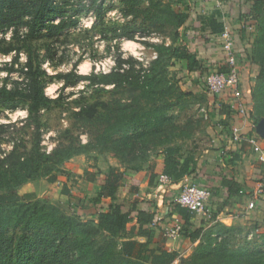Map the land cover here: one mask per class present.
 <instances>
[{"label": "trees", "instance_id": "trees-1", "mask_svg": "<svg viewBox=\"0 0 264 264\" xmlns=\"http://www.w3.org/2000/svg\"><path fill=\"white\" fill-rule=\"evenodd\" d=\"M88 1L91 5H96L98 10L105 2V0ZM119 1L124 7L122 13L125 17H130L131 21L115 28L113 32L117 38L134 41L137 33L149 34L147 27L150 25L166 22L175 25L176 38L170 45H152L156 58L145 69H136L131 64L126 66L125 63L118 61L117 67L107 73L82 75L69 72L56 75L55 78L62 80L64 87L87 82V86L95 88L98 92H107L106 87H112L116 91L131 92L133 95L130 100L118 105L121 108L119 111L110 104L99 101L97 104L80 107L79 111L74 112V118L78 121L104 122L105 126L110 124L109 129L112 130L113 136H135L134 140L129 142L132 148L129 151L142 156L140 154L142 149L153 146V143L146 141L144 137H148L149 134L156 137L164 126H169L164 123L168 120L172 104L168 97L164 96L171 93L173 86L166 84L167 65L163 63L166 60L184 62L182 78L187 84L192 80L203 81L212 68L220 72L226 71V56L224 55L223 64L215 65L198 57L186 35L187 14L183 13L181 8L177 10L171 5L174 0H167L166 4L162 3V0ZM178 1L180 3H176L179 4L177 8L182 6L181 2L184 0ZM66 12L58 7L55 0H0V35H5L8 31L12 32L10 42L0 39V54L9 55L15 52L10 64L11 68L5 70L9 73L17 72L12 66L17 64L21 51L27 53L26 63L19 69L20 74L23 75L22 80L14 81L10 88L6 85L0 87V106L14 110L22 105L29 117L34 116L35 123L38 122L39 111L48 108L53 100L45 94L46 73L41 70L28 44L32 39L50 41L75 27L77 21L67 17ZM240 12L242 19L249 21L255 29L251 36L252 41L249 43L250 53L247 52L248 48L245 45L236 48L234 42L233 49L237 60L245 63L243 68L246 79L243 80H246L250 99V105H246V110L248 119L256 125L264 119V0H253L246 14L243 10ZM160 14L164 15L165 19ZM139 18L140 23L137 25L135 21ZM201 24V27L208 31V35L215 37L224 29L222 19L214 14L204 18ZM21 27L25 29L23 38L19 35ZM238 31L243 41L244 30ZM47 49L49 52V47ZM259 54L261 58L256 57ZM240 83H242V69ZM223 92L227 93V91ZM189 94L197 93L189 92ZM209 95L210 98L206 97V101L211 104L212 109L218 108L220 114L225 112L226 116H230L232 104L215 103V97L218 95L210 93ZM229 95L232 97L231 94ZM234 103L235 107L239 106V102L234 101ZM238 114L239 112L237 116ZM7 128L0 125V132L6 131ZM106 131L107 127L103 130V134ZM147 144H149L148 148ZM90 146L89 141L81 144L70 138L68 143L60 144L51 152L45 153L41 152L37 141L26 155L21 152L18 145H14L11 152L3 157L0 156V264H173L175 262L178 253L166 249L164 237L162 240L155 238V228L158 226L157 204L150 202V208L143 209L141 203L127 204L116 195L117 189L125 180L131 185V193L137 192L138 181L135 175L143 170L142 163L125 166L123 170L108 167L102 171L95 165L89 166L94 169L93 173L85 171L84 175L97 185L94 198L87 200L94 211L89 215H83V204L86 201L77 200L66 187H63L60 193L67 197L66 206L71 210V216L65 215L59 205L52 204L45 198L30 200L18 193L20 186L39 179H46L50 184L54 183L62 165L76 156L83 155L87 158ZM219 150L221 153L218 159L220 164L224 165L227 163H224L227 152L222 145ZM161 152L164 160L162 173L171 180L170 183L161 186L170 189L175 185L179 193L185 185H188L184 181L188 178L192 182L189 185L196 184L206 188L210 192L211 199L216 197L222 202L220 207L213 211L214 216H217L224 207L229 206L230 201L242 192V186L233 176L221 177L219 185L214 186L212 190L210 187L195 183V180H199L203 174L204 165H201L198 159L189 155L183 157L179 147H165ZM130 155L134 156V154ZM228 162L231 164L232 161ZM152 180L153 177L150 182ZM260 182H263V179H260ZM221 190L227 192L225 197L220 194ZM170 210L180 217V236L183 241L195 243L199 240L208 222L200 219L203 228L194 227L192 221L195 217L187 209L173 202ZM134 220L136 224L128 229V224ZM217 225L219 224L207 229L225 228ZM263 234L260 235L263 250L250 251L245 247L231 250L220 245L210 252L211 245H207L197 257L203 259L208 257L201 264H264L261 257L264 252ZM219 235L221 236V233ZM140 238L142 241H139ZM195 258L194 256L192 260L194 261Z\"/></svg>", "mask_w": 264, "mask_h": 264}, {"label": "rangeland", "instance_id": "rangeland-1", "mask_svg": "<svg viewBox=\"0 0 264 264\" xmlns=\"http://www.w3.org/2000/svg\"><path fill=\"white\" fill-rule=\"evenodd\" d=\"M55 2L59 8L67 11L65 14L67 17L77 21V25L50 41L32 39L28 44L41 70L46 73L44 91L53 102L48 108L39 111L37 123L34 122V116L29 117L22 105L17 106L14 110L0 106V125L8 127L6 131L0 132V156L3 157L11 152L14 145H18L21 152L26 155L37 141L41 152L45 153L51 152L60 144L68 143L70 138L81 144L89 141L91 143L89 156L87 158L83 155L73 157L74 162H70V160L65 162L60 172L56 174L57 177L65 178L64 180L70 182L71 189L69 191L78 200L81 194V184L75 175H71L65 170L67 165L71 163L73 166L78 165L76 158L84 161L85 165H95L105 171L112 165L123 168L137 162L142 163L145 168H149L151 159H154L151 157L169 146L179 147L180 150L187 152L195 151L197 144L201 145L204 141V130L211 124L212 117L208 116V112L204 109L207 108L204 106L207 95L204 84L201 86L203 94H189V91L194 87L189 88V85L183 80L184 64L179 63V61L166 60L163 63L167 65L165 68L166 84L173 86L171 93L164 96L168 97L172 104L168 113V120L164 123L169 124V126H164L156 137L150 134L148 137H144L146 141L149 140L153 143V146L148 148L149 144H147L149 150L142 149L140 152L142 156L129 151L132 149L129 142L134 140L135 136H113L112 130L109 129L110 124L105 126L104 122L78 121L74 118V112L79 111L80 107L97 104L99 101L107 105L110 104L112 108H117L119 111L121 108L118 105L128 102L133 95L131 92L127 90L116 91L112 87H106L107 92H98L95 88L87 86V82L64 87L63 81L55 78L56 75L69 72L82 75L107 73L117 67L118 61L125 63L126 66L131 64L136 69L148 68L150 62L156 58L152 45H170L171 41L176 38L174 35L175 25L173 23L166 24L167 22L150 25L147 27L150 31L149 34L137 33L136 39L131 41L127 38H117L113 32L115 28L131 21L130 17H125L122 13L124 7L119 0H105L100 10L96 8V5H91L88 0H55ZM161 2L166 4L168 1L162 0ZM171 5L173 4L171 3ZM160 16L165 19L164 15L160 14ZM135 22L138 25L140 18ZM19 31L20 38H23L25 35L24 27H21ZM11 38V31L5 35H0V39H5L8 42L11 41ZM129 45L132 47L129 48ZM47 47L50 49L49 52ZM14 57L15 52L9 55L0 54V87L6 85L10 88L14 81L22 80L23 75L20 74L19 69L26 63L27 53L25 51L19 53L17 64L12 66L17 72L9 73L5 69L11 68L10 64ZM256 57L261 58V54L256 55ZM86 65L87 72L82 73L80 69ZM12 117L15 119H11ZM106 127L107 131L103 134ZM130 154H134V156ZM45 180L39 179L26 183L19 187L18 193L23 197L26 196L25 198L34 200L36 197L33 198L32 195L27 197L29 195L27 192V195L23 194L27 191L25 190L27 184ZM46 191H48L47 188L43 193ZM62 205H60L61 211L65 215L71 216V210L66 205ZM215 224L217 222L208 223L204 226L200 239L192 243L189 250H179L178 257L173 264L203 263L208 257L203 259L197 255L201 254L207 245H211L210 252L220 245L231 250L240 247L248 248L250 251L263 250L260 235L264 233V230L257 228V232L252 230L241 235V232L233 227H225L223 230L207 229ZM217 226L224 227L221 224ZM209 231L221 233V236ZM209 233L211 234L209 235ZM194 256L196 258L193 261ZM261 257L264 262V252Z\"/></svg>", "mask_w": 264, "mask_h": 264}, {"label": "crops", "instance_id": "crops-1", "mask_svg": "<svg viewBox=\"0 0 264 264\" xmlns=\"http://www.w3.org/2000/svg\"><path fill=\"white\" fill-rule=\"evenodd\" d=\"M225 1L226 13L223 15L204 0H184L181 2L182 6L179 8H177L179 4H176L179 2L178 0L171 2L177 10L182 9L183 13L187 14L185 31L191 43L192 49L198 53L199 58L208 60V62H211L214 65L216 63L223 64L225 56L221 50L217 37L208 35V31H205L204 27H201V21L210 15H218L220 19H222V21L231 29V33L234 38L233 42L236 48H240L241 45H245L248 48H246L247 52L250 53L249 43L252 41L251 36L253 33L246 32L243 28L246 21H244V18L242 19L240 10H243V13L245 12L246 14L253 0ZM239 29L244 30L243 41L240 38ZM205 36L209 37L206 38ZM241 62L238 61L240 68L242 69V83L239 85L238 97H231L228 92L217 94L218 96L215 97V103L232 104L231 106H233V109L230 107L232 110L230 116H226L225 112L220 114V110L218 108L213 110L211 104L206 101L204 106L207 108L204 109L208 112V116L210 115L212 118L210 120L211 124L204 130L205 139L201 145L197 144V148L194 149L195 151L187 152L185 150H181L180 154L183 157L188 155L194 156L195 159H198V161L201 162V165H204L202 170L203 174L199 180H195V183L197 182L205 187H210L212 190L214 186L219 185L221 177L226 176L227 178H230L233 176L234 179L242 186V192L230 201L229 206L224 207L217 214V224H221L224 227L237 228V230L241 232V235H243L245 232H251L257 228H260L262 231L264 230V198L256 204L253 210L247 209V205L256 184L260 182V179H263L264 183V166L257 161L256 155L253 153L252 146L248 143V138L252 134L258 136L261 141V147L264 150V137L259 135L257 124L254 125L248 118L246 120L243 119V117L239 114L237 116L238 107L234 106V101L239 102V104L242 103L245 107L247 104L248 106L250 105L246 80H243L246 79V73L244 71L245 68H243L245 63ZM179 63L184 64V62L181 61ZM187 84H189V88H195L189 92L203 94V91L200 90L202 84H204L203 81L192 80L191 82L188 81ZM206 93V97L210 98L209 92L207 91ZM234 131L237 132L240 138L239 141H232ZM221 145L227 152V156L224 160V163H227L224 165H221V162L218 159L221 153V150H219ZM153 156L154 157L151 158L154 159L150 158L152 160L151 166L149 168L144 167L141 172L135 175V178L138 181L137 192L131 193V185L127 180H125L117 189L116 195L119 199L126 201L127 204L133 202L141 203V207L143 209L150 208V202L156 203L159 209L156 211L158 216V226L155 228V238L156 240H162V229L166 225L170 224L175 218H180L176 213H172L170 210L171 204L173 203V200L177 196L179 190L175 185H173L170 189L166 188V186H161L158 178L163 174V153L159 151L158 154H154ZM76 160L78 165L73 166L71 163L67 165V169L65 170L69 172V174L75 175L77 180L80 182L81 194L79 199L86 201L83 204V215H89L94 211L92 205L88 203L87 200L94 198L97 185L90 182V180L85 177L84 173L85 171L93 173L94 169L89 168L88 164L85 165L84 161H80L78 158H76ZM230 160L232 161L231 164L228 162ZM71 161L74 162V159H70V162ZM111 167L123 170L122 167L118 165H112ZM152 177L153 180L150 182ZM64 179L56 176L55 182L51 184L46 182V180L34 182L33 184H27V189H25L27 191L23 194H26L27 192L29 194H26L27 197L32 195L31 197H36L35 199L45 198L55 205H66L67 197L62 195L60 191L63 187H66L68 190H70L71 187L70 182H67ZM184 181L188 185L192 183L188 178ZM168 186L170 187V184ZM46 188L48 191L43 193ZM226 193L227 192L225 190H221L220 194L225 197ZM212 199L210 200V205L212 210L216 211L222 202L216 197H213ZM81 213L82 211L80 214ZM135 224L136 221L134 220L128 224L127 228L129 229ZM192 224L194 227L203 228V224H200L198 219L194 218ZM139 241H142V239L140 238ZM191 244L192 243L184 242L180 235L175 240L167 241L164 239L166 249L177 253H179V250L181 249L189 250Z\"/></svg>", "mask_w": 264, "mask_h": 264}, {"label": "built area", "instance_id": "built-area-1", "mask_svg": "<svg viewBox=\"0 0 264 264\" xmlns=\"http://www.w3.org/2000/svg\"><path fill=\"white\" fill-rule=\"evenodd\" d=\"M211 4L215 10H218L223 15L226 13V1L225 0H204ZM223 18V17H222ZM224 23V22H223ZM243 28L246 32L254 33L255 29L249 21H246ZM220 43V47L226 56V71L220 72L216 68L212 70L204 77V85L210 94H220L223 91H227L232 97L237 98L239 95L240 85V65L236 58V54L233 49V36L231 29L224 23V29L217 36ZM155 58V57H154ZM233 109V106H231ZM239 114L243 119L248 118V112L246 107L239 104L237 108ZM239 136L236 131L233 132L232 141H239ZM248 143L252 146L253 153L256 155L257 161L264 166V150L261 147V141L258 136L251 135L248 138ZM159 183L168 184L171 182L167 175H160L158 178ZM264 198V183L258 182L255 189L252 192L249 203L247 205L248 210H253L256 204ZM211 195L210 192L197 185H185L181 191L174 198L173 202L182 208L188 210V212L197 219H202L208 223L217 222V216H214V212L210 205ZM181 231V222L178 218H175L169 225H166L162 229L163 237L166 240H175L179 237ZM257 232V230H256Z\"/></svg>", "mask_w": 264, "mask_h": 264}, {"label": "water", "instance_id": "water-1", "mask_svg": "<svg viewBox=\"0 0 264 264\" xmlns=\"http://www.w3.org/2000/svg\"><path fill=\"white\" fill-rule=\"evenodd\" d=\"M257 130L260 136L264 137V119L257 123Z\"/></svg>", "mask_w": 264, "mask_h": 264}, {"label": "clouds", "instance_id": "clouds-1", "mask_svg": "<svg viewBox=\"0 0 264 264\" xmlns=\"http://www.w3.org/2000/svg\"><path fill=\"white\" fill-rule=\"evenodd\" d=\"M132 46L131 45H129V48H131ZM80 71L82 72V73H86L87 72V65L84 67V68H82V69H80ZM20 115H23V114H20ZM11 119H15V117H12Z\"/></svg>", "mask_w": 264, "mask_h": 264}]
</instances>
